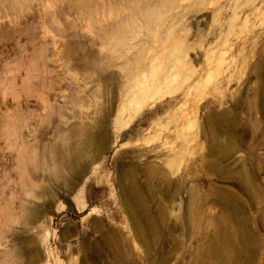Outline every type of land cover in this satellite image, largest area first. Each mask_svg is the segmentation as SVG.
<instances>
[{"label":"rangeland","instance_id":"obj_1","mask_svg":"<svg viewBox=\"0 0 264 264\" xmlns=\"http://www.w3.org/2000/svg\"><path fill=\"white\" fill-rule=\"evenodd\" d=\"M0 264H264V0H0Z\"/></svg>","mask_w":264,"mask_h":264},{"label":"bare ground","instance_id":"obj_2","mask_svg":"<svg viewBox=\"0 0 264 264\" xmlns=\"http://www.w3.org/2000/svg\"><path fill=\"white\" fill-rule=\"evenodd\" d=\"M99 38V37H98ZM100 40V38L99 39H96L95 40V42L96 43H98V42H100L99 41ZM180 61L181 60H177V58H174V60H173V63H175V64H173V65H175V66H180V68L182 67L180 64H182V63H180ZM171 68V67H170ZM180 71H181V69H180ZM180 71H179V73H180ZM169 73V72H168ZM144 77H146V76H144V74H143V78ZM183 77V76H182ZM198 77H199V74H198V72L197 71H191V73H189L188 74V76H187V78H186V80H189L190 81V84L188 85V87H187V89H186V94H190V92H191V89L193 88V87H195L196 85H197V83L199 82V79H198ZM166 81V80H165ZM188 81V82H189ZM138 82H141V79L140 80H138ZM151 83H154V82H149V83H147V84H144V86H142L141 88V97L142 98H145L144 96V94L147 92V93H149V94H151V93H153V88H151V87H149L150 86V84ZM183 89V88H182ZM153 90V91H152ZM175 90V89H174ZM177 90H178V87H177ZM169 91V90H168ZM180 91H181V89H180ZM176 92V91H175ZM165 93V92H164ZM167 93V92H166ZM165 93V94H166ZM192 93V92H191ZM190 96V95H189ZM188 96V97H189ZM195 97V96H194ZM142 98H140V99H142ZM186 99H187V96H186ZM138 101V100H137ZM191 102V101H190ZM189 102V100H188V102H186L185 101V104L187 103H190ZM182 104H184V102L182 103ZM189 105V104H188ZM121 107H123V108H121ZM120 108H121V110L122 109H124L125 107L124 106H121ZM184 107H187V105L186 106H184ZM183 107V108H184ZM182 108V107H181ZM120 110V111H121ZM125 110V109H124ZM123 111V110H122ZM122 111H121V113H122ZM187 111V110H186ZM186 111H184V112H186ZM125 112V111H124ZM122 114H124V113H122ZM184 119H185V117H184ZM86 151L88 150V146H87V148L85 149Z\"/></svg>","mask_w":264,"mask_h":264}]
</instances>
